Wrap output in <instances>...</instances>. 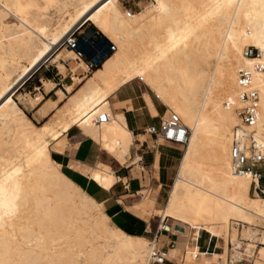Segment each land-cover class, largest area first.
<instances>
[{"label": "bare ground", "instance_id": "obj_1", "mask_svg": "<svg viewBox=\"0 0 264 264\" xmlns=\"http://www.w3.org/2000/svg\"><path fill=\"white\" fill-rule=\"evenodd\" d=\"M86 22L114 42L116 51L89 76H73L65 90H56L55 100L26 96L32 107L42 102L41 113L52 115L37 126L14 98L16 88L48 59L60 72L68 60L75 61L73 71L86 68L67 48L65 57L61 52L52 57ZM246 46L257 56L245 57ZM240 67L258 91L257 129L264 136V0H150L137 13L123 10L119 0H0V264L147 263L150 240L113 225L101 204L60 170L50 149H59L58 138L77 127L116 150L123 162L132 135L107 98L137 80L190 132L165 205L153 210L146 198L139 207L175 220L181 236L189 227L210 233L211 225L221 224L233 257L241 258L236 226L242 225V236L254 238L249 226L255 218L264 222V197L250 195L251 173L234 174L230 167ZM44 87L48 92L54 83L44 80ZM103 113L109 121L97 124ZM78 169L103 189L115 180L107 167ZM198 234L189 240L183 264H209L190 262L199 257L192 254ZM259 240L264 245V233ZM176 245L168 251L172 257L182 246ZM258 254L264 257V246ZM221 259L216 264H225V253Z\"/></svg>", "mask_w": 264, "mask_h": 264}, {"label": "crops", "instance_id": "obj_2", "mask_svg": "<svg viewBox=\"0 0 264 264\" xmlns=\"http://www.w3.org/2000/svg\"><path fill=\"white\" fill-rule=\"evenodd\" d=\"M131 1L132 4H135L134 6L140 8L141 0ZM84 63L86 64L85 61ZM65 68V70H68L66 66ZM35 70L31 73L32 75L30 74L31 76L28 75L26 77H29L28 80L37 71H40V68ZM46 73L41 71L38 74L34 86H31V83H28L26 78L19 86L26 80L21 87H29L28 93H31L30 89H33V91H38L37 94L40 93L43 96L44 101L47 99L55 100L57 98L56 90L61 89L59 88L60 86L65 90L64 86L67 83H64V81L69 76V73H61L57 67L52 73H49L50 79L47 78L46 80L53 82L54 88L48 92L45 91L43 81V77L46 78ZM69 77L71 78V76ZM132 84L118 88L107 98L112 114L114 116H122L126 128L132 135L128 151L124 155L125 160L127 159L126 161L121 162L117 158L115 154L116 150L110 151L104 148L101 139L97 141L85 135L77 127L70 128L58 138L59 149L51 150V157L59 164L60 170L64 171L63 173L69 179L79 186L89 197L101 204L102 210L109 217L113 225L129 235L144 236L146 238L147 235H151L155 230L156 213L149 210L148 207L146 208V212L142 213V207H139L138 204L147 198L152 200L153 210H159L165 205L164 190L165 187L173 183L175 171L182 156V146L167 142L154 145L152 138L144 133V129L148 126H157L159 124L162 110L150 98L147 92L143 93ZM19 86L16 88L14 98L17 94L21 95L18 93ZM143 94L148 95V100L144 98ZM19 104L23 108L22 112L24 114L25 112L30 113L35 121L37 118L43 120L48 116L41 113L42 102L33 107L29 101L28 103L25 101V104ZM142 137L144 139H141ZM74 166H78V168L92 167V169L98 166L107 167L112 172L115 180L108 189H103L86 174L79 171L78 168H74ZM210 231L212 232H210L212 236H215V234L222 235L221 233L213 232L211 228ZM193 233L194 230H192L191 235ZM202 235L203 233L199 231L196 240L199 252L206 255L209 253V248L215 251L221 249L217 240L214 239L215 237H210L204 243L201 242ZM204 235L209 234L205 231ZM178 238L167 234L160 235L159 237L160 244L163 245H167L172 240L179 245ZM201 248L204 251H201ZM175 257L170 256V253L168 254V259L173 260Z\"/></svg>", "mask_w": 264, "mask_h": 264}, {"label": "built area", "instance_id": "obj_3", "mask_svg": "<svg viewBox=\"0 0 264 264\" xmlns=\"http://www.w3.org/2000/svg\"><path fill=\"white\" fill-rule=\"evenodd\" d=\"M81 27V26H79ZM80 28L72 30L64 39L62 45L72 50L78 58L82 59L87 50L94 47L87 35L84 33L79 35L77 31ZM91 36V35H90ZM96 45V43H95ZM115 50V45L110 42L106 49L101 48L97 56L104 57L107 53ZM245 57L257 56L258 52L254 47L246 46L243 50ZM97 64L94 60L87 61V68H94ZM40 68V67H39ZM38 68V69H39ZM237 100L241 106L232 107L237 118V124L231 128L230 135V167L234 174L251 173L255 178L251 182L256 193L264 194V189L260 186V181L264 180V136L258 131V115H259V94L257 89L252 86L251 75L244 68L237 70ZM109 116L103 113L98 117L97 124L106 123ZM144 133L152 138L154 145L161 142L186 145L188 141L189 131L175 113H169L166 117L160 118L157 126L150 125L144 129ZM165 233L174 236L175 231L172 224L167 219H160L157 230L153 239L151 252L146 264H178L174 260L168 259L167 254L170 248H173L175 241H170L167 245L160 244L159 233Z\"/></svg>", "mask_w": 264, "mask_h": 264}, {"label": "rangeland", "instance_id": "obj_4", "mask_svg": "<svg viewBox=\"0 0 264 264\" xmlns=\"http://www.w3.org/2000/svg\"><path fill=\"white\" fill-rule=\"evenodd\" d=\"M141 1H142V3L140 4V8H137L136 6H134L135 4H132V1L131 0H119V5H120V7L123 10H127V11H130V12L135 13V12L140 11L142 8H144L147 4L150 3V0H141ZM49 12L53 13V12H55V10L52 9V8H50ZM55 15H56L55 18L57 19L58 13H55ZM78 28H80L77 31L78 33H80L79 35H82L84 33L85 35H87V39H89L92 43H94V47L91 50H87L86 51L84 57L82 58L83 61L87 62V61L94 60L95 63L97 64V66H99L101 64L103 58H105L106 56L111 55L114 51H116V46H115V50L112 51V52L107 53L106 56H104V57L97 56V53L99 52V50L101 48L106 49V47L110 43V40L107 39L102 33H100V31H98L90 22H86V23L82 24L81 27H78ZM95 43H96V45H95ZM113 44L115 45L114 42H113ZM64 48H66V47L63 46V45L62 46H58L57 49L52 53V57H54L59 52H61L62 57H65L66 54H65V51L63 50ZM74 62L75 61L68 60V61H66L64 63V65L68 68V70H65L64 72H61V73L64 74V73H67L68 72L69 73L68 75L71 76V78L69 76H67V79L64 81V83H67V84L72 83L73 82L72 81L73 76L85 78V77L89 76L92 73V71L94 70L92 68L80 67V68H77V70L73 71V68L75 67ZM55 66H56L55 63H52L51 62V59H48V60H46L44 63H42L39 66L40 67V71H37L35 73V75L32 76L29 80H28L29 77L26 78V80H28V83L29 82L31 83V86H34V84H35V82L37 80L36 77L38 76V74L41 71L42 72H47V73H52V71L56 69ZM46 79L47 78L43 77V81L46 80ZM21 85L18 87V93L21 94V96H20L21 100L17 96H15V99H16V101H17L18 104L19 103L25 104V101L28 103V101L26 100V96L34 97L37 94L38 91H33V89H30L31 90L30 91L31 93H28L29 87H26V86L21 87ZM132 85L136 89H139L140 91H142L143 93L144 92H147L148 95L150 96V98L153 101H155L161 107V110H162L161 117L162 116H165L166 117L169 114V113L166 114L167 107L165 105H163L158 99H156L155 96L153 95V93H151L149 90H147V88L143 85V83L141 81L137 80ZM76 86H78V84H76L74 87H76ZM59 88L63 89L61 86ZM143 95H145V94H143ZM66 96H67V94H66ZM19 106H20V108L23 111L22 106L20 104H19ZM25 114L37 126H39V125L43 124L44 122L48 121L49 118L51 117L50 115H48L43 120H40V119L37 118V120L35 121V120H33V118H32V116H31L30 113H26L25 112ZM189 135H190V132H189ZM141 139H144V138L142 137ZM161 143L163 144V143H166V142H161ZM185 146L186 145H184V146L181 147V151L182 152H183ZM3 149L6 150V149H9V147H7V148L4 147ZM50 149L53 150L54 149V145H51L50 146ZM0 153H2V152H0ZM262 169H264V166H262ZM176 173H177V169L175 171V175H176ZM263 173H264V171H263ZM175 175H174V178H175ZM171 185H172V183L170 185H168L167 187H165V190H164V195H165V197H164V204L167 202L168 192H169V189H170V186ZM260 186L264 189V180L261 181ZM255 193L256 192L254 191V188H253V185H252L251 188H250V195L251 196H254ZM257 194H259L261 197H264V194H260V193H257ZM101 208H102V206H101ZM141 212L144 213L146 211H144V210L141 209ZM160 219H161L160 213H156L155 222H154L155 230L153 231V233L151 235H147L146 236V239L148 241L149 240L151 241L153 239V236L155 235V232L157 230V226L159 224ZM166 219H167V221L170 224L173 225L174 228L179 229V226L178 225H175L177 223L175 220H173L171 218H166ZM230 226H232V225H230ZM249 227L254 232H256L255 233V236H254V238L252 240L251 239L248 240L246 237L242 236V225L241 224H239V225L236 226L237 230L239 231L238 232V234H239L238 235L239 240L243 243L241 245L240 251L241 252H244L243 255L241 256V258H236V259L233 257V254H232L233 253L232 245L230 243H228V242L226 243V241H225V238L223 236L224 235V227L221 224H219V225H211V227H210L213 232H218V233H221L222 234V235H220L218 237H215V236L210 235V233L208 232V230L205 229V228H203V227H199L200 229H194V228L189 227L188 228V233H186V236H181L175 230V234H174L173 237L174 238L175 237H179L177 241H178L179 245H182V246L179 249L180 252L178 251L177 254H176L177 257L173 258V260L176 263H178V264H183L184 263V261H185V258L184 257H185V254L187 253L186 247H187V244H188L189 240H191L192 239V236H193V235H191L192 230H194V231H197L198 230V231H201V233H203L202 238L200 240L201 242L204 243L210 237H215L214 239L217 240L218 245H219V247H221V249H218V250L215 251V250L209 248V250H208L209 253L206 254V255H204L203 253H201V252L198 251V249H197V243H196V246H195L196 248H193L192 254L198 253L199 254V257L197 258V260H194V259L190 260L189 259L191 263H203V262H206V263H209V264H216V261H219V262L222 263L221 256L225 253V264H231V262H233L232 264H264V261H263L264 257L262 258L258 254L259 249L262 246H264V245H261V241L259 240V238L261 237V234L264 233V222L262 220L258 219V218H255V223L253 225L249 226ZM205 231L209 235H204L205 234ZM159 235H166V234L164 232L163 233L160 232ZM162 238H163V236H162ZM248 242L250 243V245H252L249 248H247V246L245 245V244H248ZM179 245L177 244L176 248ZM253 245H254L255 248L253 247ZM245 249H249V250H251V252L250 253L245 252ZM201 251H204V250H202V248H201ZM215 255L217 256L216 259L213 257ZM260 259H262V260H260ZM260 261H262V262H260Z\"/></svg>", "mask_w": 264, "mask_h": 264}, {"label": "trees", "instance_id": "obj_5", "mask_svg": "<svg viewBox=\"0 0 264 264\" xmlns=\"http://www.w3.org/2000/svg\"><path fill=\"white\" fill-rule=\"evenodd\" d=\"M100 66V65H99ZM99 66H96V67H94L93 69H97V68H99ZM46 78H49L50 79V74L49 73H46ZM262 181V180H261ZM261 181H260V183H261Z\"/></svg>", "mask_w": 264, "mask_h": 264}, {"label": "snow or ice", "instance_id": "obj_6", "mask_svg": "<svg viewBox=\"0 0 264 264\" xmlns=\"http://www.w3.org/2000/svg\"><path fill=\"white\" fill-rule=\"evenodd\" d=\"M229 2H230V0H229Z\"/></svg>", "mask_w": 264, "mask_h": 264}]
</instances>
